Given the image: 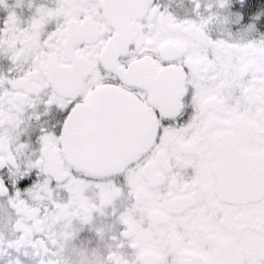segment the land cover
I'll return each instance as SVG.
<instances>
[{"label":"snow or ice","instance_id":"1","mask_svg":"<svg viewBox=\"0 0 264 264\" xmlns=\"http://www.w3.org/2000/svg\"><path fill=\"white\" fill-rule=\"evenodd\" d=\"M77 232L264 264V0H0V264Z\"/></svg>","mask_w":264,"mask_h":264},{"label":"flooded vegetation","instance_id":"2","mask_svg":"<svg viewBox=\"0 0 264 264\" xmlns=\"http://www.w3.org/2000/svg\"><path fill=\"white\" fill-rule=\"evenodd\" d=\"M104 229H98V233ZM105 244L101 237L85 235L68 240L63 249L64 264H102Z\"/></svg>","mask_w":264,"mask_h":264}]
</instances>
